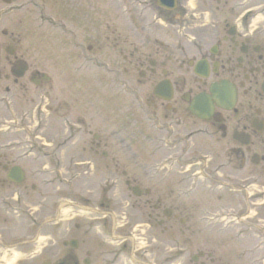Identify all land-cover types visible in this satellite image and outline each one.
Here are the masks:
<instances>
[{"label": "flooded vegetation", "instance_id": "flooded-vegetation-1", "mask_svg": "<svg viewBox=\"0 0 264 264\" xmlns=\"http://www.w3.org/2000/svg\"><path fill=\"white\" fill-rule=\"evenodd\" d=\"M205 1L209 8L189 12V0H174L170 9L156 0H108L112 55L104 59L102 0H0V120L10 129L3 132L0 122V190L27 179L25 170L21 181L8 177L9 169L19 166L14 161L43 157L38 130L45 115L40 111L45 105L46 114L54 111L55 46L64 52L60 63L66 70L63 137L56 147L51 138L45 155L57 161L58 181L70 185L73 125L88 128L89 149L111 161L125 147L127 159L135 163L138 132L146 146L145 160H153L144 167L148 185L137 197H145L142 251L125 238L111 246L103 235L88 236L83 248L67 243L62 250L30 254L31 263L25 264H128L131 256L137 258L135 264H180L183 255L191 264H264V0ZM30 15L38 24L28 43L22 26L23 17ZM190 15L195 18L185 20ZM44 21L56 30L44 34L50 40L46 43L39 31ZM168 31L175 41L167 39ZM55 32L62 36L61 46L52 43ZM86 69L95 80L105 71L126 94H134V81L146 82L147 89L114 111L110 126L99 121L92 131L82 116L70 120L71 77L79 72L85 80ZM43 84L50 87L47 93L38 91ZM21 125L31 127L30 136H14ZM43 173L37 166L33 169L32 188L54 184ZM120 173L127 186L140 187L134 174L124 169ZM103 176L107 182L114 174ZM219 190L224 194H217L214 202L212 195ZM106 192H112L110 186ZM227 192L244 193L246 199L223 202ZM36 205L51 206L53 217L60 206ZM78 205L95 211L117 208L104 202ZM131 207L136 211L141 204ZM48 216L50 212L35 235L53 238L41 231L40 223ZM106 216L95 218L106 226ZM127 223L130 227L129 219L120 226ZM73 225L75 230L81 227ZM93 226L88 221L84 233L92 234ZM166 254L170 257L162 260Z\"/></svg>", "mask_w": 264, "mask_h": 264}, {"label": "rangeland", "instance_id": "rangeland-1", "mask_svg": "<svg viewBox=\"0 0 264 264\" xmlns=\"http://www.w3.org/2000/svg\"><path fill=\"white\" fill-rule=\"evenodd\" d=\"M89 1L91 3L95 2V0ZM102 2L103 58L106 59L110 58V54L112 55V49L110 48V41L112 40V28L107 26L112 24L113 13L109 8L110 6L108 4V0H102ZM209 7V1L190 0L188 4V11H194L200 8L207 9ZM30 16L23 17L24 25L22 26L24 34L23 40L28 43L32 42V30L34 29V26L38 24L37 19H34L33 22V18L32 16ZM192 18L195 17L190 15L189 18L185 20L191 21ZM39 24L41 26L39 31L42 32L44 39L43 41L44 43H46L50 40L47 39V35L45 39L44 34L47 31L51 33L54 29H51V26L46 21L39 22ZM52 36H54V39L52 38V40H54L52 43L55 42V44H59L61 46L62 40H58V38H61L62 36L58 33L53 34ZM166 37L170 41H175L173 34L170 31L166 33ZM54 51V86L52 87L54 95V102L52 105L54 107V111L52 110L49 115H45L46 118L42 120L44 122H47L45 128H42V123L40 122V129L38 131L41 136H45V140H49L48 137L55 135L53 145L54 147H56L58 142L61 141L59 140V138L61 136L63 137L62 115L64 111V95H66L67 87L64 75L66 70L65 67H63V65L60 63L61 61H64V52L63 50L58 49L56 46ZM73 66L74 65L72 64L71 68H73ZM82 76V73L77 72L73 74V77H71V88L69 91L71 101L69 104V109L71 112L70 120L74 122L76 120V116H82L85 121L91 122L92 126L90 129L93 131H96L97 129L95 128L96 124L97 126L100 125L98 123L99 121L100 123H106L107 126H110L114 111L127 106L129 104L128 101L132 98V96L134 97L135 93H139V95H141L147 89L146 82L134 81L132 87L134 90V94H125L124 92H122L121 86L107 77L105 71H103L101 80H95L93 76H90L89 69H86L85 80L83 79L84 76ZM47 85L48 84H43V86H39L38 91L40 93H47L50 88ZM32 122H35L34 119H32ZM73 127L74 129H71L72 138L70 141L69 149V154L72 157L69 187L66 188L58 186L57 188V185L55 184L56 182H54L55 186H53L52 184L31 188V172L36 166L39 167L41 164H45V166H47V162L43 161L42 158L35 161L31 160L30 158L14 161V163H18L25 170L27 179L21 185H8L0 190V239L8 243L15 242L17 241V239L27 240L32 236L36 229V223L30 224L29 218L31 214L25 212L24 209L34 204H98L99 202L105 201L106 204L108 203L118 205L117 209L109 210H113L114 212V217L112 216L113 219L110 224L112 223V225H115V223H117V225H119L126 219V217L131 223L130 227L128 223L124 224L123 228L118 226L115 229V233L118 235L121 234L122 236H126L127 238H131L133 241H135L136 247H139V250L142 251L144 245L143 228H145L143 224L144 215L142 203L145 197L141 196L140 198H137L130 194V191L127 189L124 182V179L126 177H123L120 172L122 169H125L129 174L131 173L130 175L134 174V176H136V179L139 181L140 187L142 189L148 185L146 175L144 173V167L146 166V163L150 161L152 162L153 160H145L146 158H148L146 157L147 152L145 149V143H142L141 139L138 140L139 136L137 132L135 134V137L137 136V140L134 142L133 150H135V152L140 155H137L135 163L127 159L126 154L128 151L125 147L118 151L119 157L116 160L111 161L110 158L104 159L99 153L95 154L91 149H89V139L91 140V136L86 133V130L88 128L82 130L76 128L75 125H73ZM18 134L19 133H15L14 136H18ZM58 134L60 135L59 137L56 136ZM79 160L83 161L82 167L79 164L73 167L72 163L78 162ZM53 163H55V161H53ZM63 163L64 161H60V165H63ZM107 171L113 173L114 176L112 178H109L107 182H104L103 173ZM114 172L117 173L115 174ZM113 179L117 181L114 183L111 181ZM152 184L157 183L152 182ZM109 186L112 189V192L110 193L106 192V189ZM18 190H20L21 192L19 194L17 192L14 194V192ZM217 194H224V192H215L212 195V200L214 202L218 201L216 197ZM252 194L254 195V192ZM107 198H109V201L107 200ZM245 199L246 196L244 195V193L237 192V195H234L227 192V195L222 200L223 202L236 204L237 202L244 201ZM133 202L141 204V208L134 211V209L131 207V203ZM3 204H13V206H15L16 204H28V206H22V208L24 209L19 210L17 208L13 209V206L12 208L8 209ZM30 210L31 209L29 208L28 212H30ZM107 211L108 210L105 209L103 210L104 213H106ZM68 212L69 208L62 210L61 216L64 218V220L62 219L59 225L46 224L45 226H43L42 229L44 231H50L53 234V239L41 236V238L44 239L40 244H34L32 242H20V244L18 243V246L13 248L12 250L3 251V253H6L5 257H3L5 260L3 264H12L15 257L10 256L11 251L14 252V255L16 256L20 255L21 253L24 254L25 257L19 261L21 264L31 263L30 260L28 261L27 259L29 257H27V255L25 254H28L30 251L34 250V248L42 250V255L46 254L50 250H62L65 248V245L62 244V240H67L72 237H76L79 242L77 248H83L86 245L83 243V240L87 242L88 236L95 237L94 232L95 229H97V227H95L97 224L96 222L93 223L94 226L92 228V234H85L84 230L86 228L88 218L95 216L96 214L89 212H79L80 215L72 216V214H69ZM131 213H133V215ZM71 216L72 218L68 219ZM38 218L39 222L40 217ZM74 222H78L80 224L81 227L78 230L74 229ZM107 222L109 225V221ZM68 228H71L70 231H67ZM132 240L131 242L133 243ZM125 242L129 243L130 241L126 240ZM109 244L113 246L115 243L112 242ZM1 249L2 248H0V253L2 252ZM37 254L40 253L37 252ZM42 255L39 257V259L44 258ZM169 257V254H166V256L162 257V260ZM38 260L36 261V263L38 262ZM178 260L180 264H190V257L186 255H183Z\"/></svg>", "mask_w": 264, "mask_h": 264}]
</instances>
